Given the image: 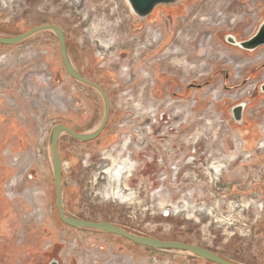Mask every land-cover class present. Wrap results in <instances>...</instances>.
<instances>
[{
	"label": "rangeland",
	"instance_id": "1",
	"mask_svg": "<svg viewBox=\"0 0 264 264\" xmlns=\"http://www.w3.org/2000/svg\"><path fill=\"white\" fill-rule=\"evenodd\" d=\"M155 9L140 19L127 0H0V36L59 26L75 69L110 102L94 140L60 135L65 213L195 244L236 264H264V58L257 59L264 46L249 52L225 41L256 32L264 0H184ZM0 99V112L25 130L14 140L13 126L0 123V253L14 235L35 251L31 264L76 256L87 264H216L59 220L51 128H96L103 101L67 74L52 31L0 44ZM245 99L236 123L229 109Z\"/></svg>",
	"mask_w": 264,
	"mask_h": 264
},
{
	"label": "water",
	"instance_id": "2",
	"mask_svg": "<svg viewBox=\"0 0 264 264\" xmlns=\"http://www.w3.org/2000/svg\"><path fill=\"white\" fill-rule=\"evenodd\" d=\"M184 0H127L131 11L140 19H146L157 6H163L165 8L169 7H179ZM44 30L52 31L58 41L60 56L67 74L77 82L89 86L96 90L103 101V115L100 124L90 133H80L74 131L71 127L63 124L56 123L52 126L50 131V149H51V166H52V176L54 184V195H55V208L58 213L60 221L68 226L84 229H95L98 231H103L111 233L120 237H123L133 243L140 244L146 247L158 248V249H180L189 251L200 258L211 261L216 264H236L229 261L217 253L195 245L191 243H186L176 240H164L156 237L139 235L131 233L111 222L107 221H90L86 219H81L78 217L69 216L65 213L63 207L62 199V163L59 155V138L61 133H66L72 138L78 141H91L97 138L103 129L106 127L108 118L110 115V102L105 90L96 82L88 80L82 76L72 65L68 51L66 47L65 35L62 29L55 24H40L34 26L22 33L11 35V36H0L1 45H15L30 36ZM225 41L235 47H238L245 51H255L261 46H264V18L259 24L256 32L249 38L244 40H237L236 36L233 34H226ZM261 92H264V82L258 86ZM249 104V100L245 99L237 104L233 105L229 109L230 117L236 123H242L244 110ZM49 264H58L57 260H51Z\"/></svg>",
	"mask_w": 264,
	"mask_h": 264
},
{
	"label": "crops",
	"instance_id": "3",
	"mask_svg": "<svg viewBox=\"0 0 264 264\" xmlns=\"http://www.w3.org/2000/svg\"><path fill=\"white\" fill-rule=\"evenodd\" d=\"M173 8V7H172ZM175 8V7H174ZM263 20V19H262ZM259 26V25H258ZM69 56V55H68ZM70 59V58H69ZM71 61V60H70ZM73 65V64H72ZM63 78V76H62ZM2 100L0 99V105L2 104ZM80 106L81 108H85V104H83L82 102H80ZM104 109V107H103ZM101 121V120H100ZM0 123L1 124H7V125H10V126H13V129L16 131V135L13 137L14 140L16 138H20L21 140H23V126L21 123H18L16 118H12V117H7L5 116L4 114H2L0 112ZM100 124V122H99ZM98 124V125H99ZM24 125V124H23ZM97 125V127H98ZM25 126V125H24ZM96 127V128H97ZM96 128L92 129V130H87V132L85 131L84 133H90V132H93L94 130H96ZM25 132V130H24ZM51 155V154H50ZM20 157H24V156H21ZM51 159V158H50ZM5 177L3 176V174L1 175L0 174V179H4ZM3 186L1 184V181H0V211H2L4 209V206L6 205L4 202H2L1 200H4L3 198V190H2ZM12 205V204H11ZM1 237V236H0ZM11 239H10V243H9V247L7 248V250L5 251H2V253H0V260H3L5 258H8L9 260H11V262H13L12 264H15V263H19L22 259H25V256L27 255V250H30L32 247L28 246H22L20 244V241H17L15 242V237L14 235H11L9 236ZM1 242H3V240L0 239V244ZM14 242V243H13ZM96 254H91L89 256V258H91V256H94ZM98 256V255H96Z\"/></svg>",
	"mask_w": 264,
	"mask_h": 264
},
{
	"label": "flooded vegetation",
	"instance_id": "4",
	"mask_svg": "<svg viewBox=\"0 0 264 264\" xmlns=\"http://www.w3.org/2000/svg\"><path fill=\"white\" fill-rule=\"evenodd\" d=\"M171 10L172 9H167L166 11L167 12H171ZM174 14V13H173ZM161 43H159L158 44V46H157V48L156 49H159V47L162 45V43L164 42V39H161V41H160ZM264 58V53H260L258 56H257V59L258 60H261V59H263ZM250 62H247V63H242L241 65H240V67L241 66H243V65H246V64H249ZM247 130L250 128L248 125H247ZM250 143V142H249ZM37 249V248H36ZM34 252L35 251H32V250H29V251H27V255L25 256V262L23 263V264H31L32 263V260H33V258H34ZM52 260H55V259H52ZM74 260H75V258H74ZM74 260H72V258H70V260L69 261H67L68 263L67 264H77V262L76 261H74ZM49 264V263H48ZM59 264V263H58Z\"/></svg>",
	"mask_w": 264,
	"mask_h": 264
},
{
	"label": "bare ground",
	"instance_id": "5",
	"mask_svg": "<svg viewBox=\"0 0 264 264\" xmlns=\"http://www.w3.org/2000/svg\"><path fill=\"white\" fill-rule=\"evenodd\" d=\"M155 10H156V9H155ZM155 10L153 11V14H155V13L157 14L159 11H161L160 9H159L158 11H157V10L155 11ZM173 10H174V9H173ZM173 10H171L170 13H172V14L174 13V14H175V13L178 11V10H174V11H173ZM166 12H167V11H166ZM167 13H168V12H167ZM149 40H150V39H149ZM103 42H104V41H103ZM160 43H161V42H160ZM106 44H108V43L104 42V45H106ZM120 168H121V167H120V165H119V166H118V170H119V171H120ZM119 171H118L117 173H119ZM115 194H116V193H115V190L110 192V195L115 196ZM117 194H118V196H119L120 198H123V196H122L121 193H118V192H117ZM117 194H116V195H117ZM125 196H126V195H125ZM125 198H126V197H124V199H125ZM57 214H58V213H57ZM58 218H59V217H58ZM59 220H60V219H59Z\"/></svg>",
	"mask_w": 264,
	"mask_h": 264
},
{
	"label": "built area",
	"instance_id": "6",
	"mask_svg": "<svg viewBox=\"0 0 264 264\" xmlns=\"http://www.w3.org/2000/svg\"><path fill=\"white\" fill-rule=\"evenodd\" d=\"M40 78H42L41 76H40ZM43 79V78H42ZM46 79H48V80H50V77L48 76V78H44L43 80L45 81ZM81 109H83V108H81ZM90 256V255H89ZM96 255H94V257H95ZM77 257V260H76V262H77V264H87V262H83L82 261V258L80 257H78V256H76ZM93 258V257H92ZM100 262L98 261V260H93L92 261V264H99ZM89 264H91V263H89Z\"/></svg>",
	"mask_w": 264,
	"mask_h": 264
}]
</instances>
